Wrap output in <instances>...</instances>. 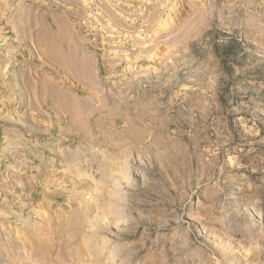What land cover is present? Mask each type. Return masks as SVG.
Returning a JSON list of instances; mask_svg holds the SVG:
<instances>
[{"label":"rangeland","instance_id":"374dc122","mask_svg":"<svg viewBox=\"0 0 264 264\" xmlns=\"http://www.w3.org/2000/svg\"><path fill=\"white\" fill-rule=\"evenodd\" d=\"M0 264H264V0H0Z\"/></svg>","mask_w":264,"mask_h":264},{"label":"crops","instance_id":"0c3cea01","mask_svg":"<svg viewBox=\"0 0 264 264\" xmlns=\"http://www.w3.org/2000/svg\"><path fill=\"white\" fill-rule=\"evenodd\" d=\"M57 16H59V15H57ZM53 17H50L47 15L46 21H47L48 25H45V26L49 32H51V29H52V24L50 22V19H53ZM54 18L58 19V17H54ZM25 22H26L25 25H23V46L30 47L29 43L26 41V39L29 41L30 37H32L33 35H38L41 31H39V29H37V25H35V23L33 22L32 19H27Z\"/></svg>","mask_w":264,"mask_h":264}]
</instances>
